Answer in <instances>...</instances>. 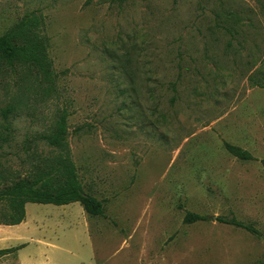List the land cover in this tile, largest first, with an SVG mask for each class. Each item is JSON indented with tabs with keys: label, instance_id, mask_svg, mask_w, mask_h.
I'll list each match as a JSON object with an SVG mask.
<instances>
[{
	"label": "rangeland",
	"instance_id": "1",
	"mask_svg": "<svg viewBox=\"0 0 264 264\" xmlns=\"http://www.w3.org/2000/svg\"><path fill=\"white\" fill-rule=\"evenodd\" d=\"M29 14L57 81L44 96L24 71L0 80L4 149L48 154L31 139L65 110L83 187L105 205L92 246L63 207L33 204L30 220L58 227L47 235L73 264H264V89L248 81L264 72V0H0V34ZM188 212L207 220L187 224Z\"/></svg>",
	"mask_w": 264,
	"mask_h": 264
},
{
	"label": "trees",
	"instance_id": "2",
	"mask_svg": "<svg viewBox=\"0 0 264 264\" xmlns=\"http://www.w3.org/2000/svg\"><path fill=\"white\" fill-rule=\"evenodd\" d=\"M24 71L22 80L33 86V91L48 96L55 91L57 75L49 54V40L43 33V19L36 14L26 15L15 27L0 34V80ZM252 87L264 89V72L248 79ZM12 108L2 109L5 124H0V225H19L26 218V205L64 206L79 203L91 217H103L102 200L88 194L79 176L67 141V112L62 110L47 133L37 134L32 141H44L53 149L46 155L27 150L7 153L13 137L8 125ZM230 154L241 160H252L249 152L226 144ZM13 156L18 165L12 164ZM207 217L188 212L184 222L193 224ZM220 223L242 229L257 239L260 231L251 224L235 218L219 217ZM19 249L0 250V258ZM259 264H263L260 261Z\"/></svg>",
	"mask_w": 264,
	"mask_h": 264
},
{
	"label": "crops",
	"instance_id": "3",
	"mask_svg": "<svg viewBox=\"0 0 264 264\" xmlns=\"http://www.w3.org/2000/svg\"><path fill=\"white\" fill-rule=\"evenodd\" d=\"M73 203L60 206L64 208L62 215L71 217L77 215L82 220L83 239L92 246L94 240L90 217L84 209L75 207ZM26 205V218L19 225H0V250L17 248L15 252L9 253L0 258V264H73L75 254L70 248L49 237L47 234H56V225H44L38 221L30 220V207ZM72 206V207H67ZM68 210H67V209ZM51 217L54 216L52 213ZM70 228L77 227L75 223ZM96 232L101 235L100 231ZM75 259V258H74Z\"/></svg>",
	"mask_w": 264,
	"mask_h": 264
}]
</instances>
